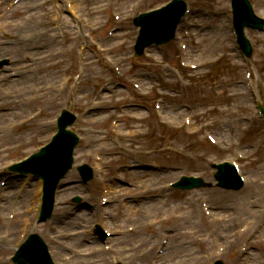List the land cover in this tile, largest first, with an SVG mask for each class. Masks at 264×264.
I'll use <instances>...</instances> for the list:
<instances>
[{
    "label": "rangeland",
    "instance_id": "obj_1",
    "mask_svg": "<svg viewBox=\"0 0 264 264\" xmlns=\"http://www.w3.org/2000/svg\"><path fill=\"white\" fill-rule=\"evenodd\" d=\"M64 1L73 2V9H67ZM64 1H20L8 18L13 22L9 30L14 42L6 41L0 28V57L12 56L21 64L25 61L22 57L28 55L31 61L17 75L9 76L13 66L7 69L8 74L0 73V182H6L0 184V264H10L15 243L26 229L39 232L48 241L57 264H113L117 258L128 264H209L220 247L225 248L220 258L226 264H237L240 245L248 234L231 242L232 236L240 235L237 231L232 234L233 228L246 227L251 220L250 238L258 227V237L264 240V213L255 209L264 203V122L245 88L246 68H251L264 100V32L252 31L256 56L245 67L232 52L228 1L189 0L190 25L182 29V33L189 31L184 39L186 54L192 62H204L198 71L182 70L178 54H184L179 42L154 47L146 57H133L137 33L133 17L165 0ZM252 1L262 15L264 0ZM115 12L121 21H113ZM56 27L63 29V36ZM31 34L35 36L27 38ZM59 36L64 38L63 47ZM58 49L64 54L56 55ZM109 60L120 66L123 76ZM134 79L142 81L147 90L159 87L163 91L157 117L147 110L156 95L152 92L140 98L131 86ZM63 81L65 91L59 85ZM178 89L184 93L179 94ZM93 100L96 108L85 111L94 106ZM64 104L80 114L76 129L83 140L77 162L94 163L95 153L104 158V177L114 187L108 213L103 217L95 214L100 192H93L94 183L79 184L78 173L72 171L51 221L37 223L35 216L31 224L30 217L38 209L37 183L32 177H10L7 166L49 140ZM42 110L41 115L30 118ZM184 115L193 117V126L183 125ZM112 119L117 128L111 127ZM202 124L208 128L201 129ZM206 131L219 139L218 145L209 143ZM151 156L156 161H151ZM234 159L248 180L240 191L165 188L183 174H199L214 181L211 163ZM134 165L139 168L132 171ZM146 185L143 194H126ZM76 194L92 204L85 211L87 220L78 216L77 206L64 205ZM120 198L133 203V209L118 204ZM202 202L213 210L211 224L202 212ZM115 211L117 216H111ZM98 219L119 237L109 251L98 249L91 235L92 223ZM231 245L233 249H229ZM247 245L264 253L261 241L251 240ZM258 258V264H264L260 257L253 259L256 262Z\"/></svg>",
    "mask_w": 264,
    "mask_h": 264
},
{
    "label": "water",
    "instance_id": "obj_2",
    "mask_svg": "<svg viewBox=\"0 0 264 264\" xmlns=\"http://www.w3.org/2000/svg\"><path fill=\"white\" fill-rule=\"evenodd\" d=\"M176 23L171 25L172 30L175 28ZM163 39V37L158 36L157 41H160ZM147 43H143L142 46H145ZM68 158L65 159L67 162ZM65 161H60L58 159H54L50 163L47 164V166L43 168H36V167H26L22 169L24 172H34L38 175L43 176L47 180L51 181V186L50 189L52 190L53 186L55 188V185L57 184L59 178L63 174V172L66 170V162ZM31 242L34 244L32 246V253L33 255H27L24 256V254H20L16 258L17 261L19 262H25V261H31L35 264H44L46 262V255L44 253V247L42 244L37 240L33 239Z\"/></svg>",
    "mask_w": 264,
    "mask_h": 264
},
{
    "label": "bare ground",
    "instance_id": "obj_3",
    "mask_svg": "<svg viewBox=\"0 0 264 264\" xmlns=\"http://www.w3.org/2000/svg\"><path fill=\"white\" fill-rule=\"evenodd\" d=\"M226 172H227V175H230V172H228V171H226ZM10 183H12V182H10ZM133 205H134L133 203H131V204L129 203V204H128V207H127L128 211H131V210L133 209ZM87 211H88V210H87ZM80 212H82V210H81ZM110 215H111V216H113V215L117 216V212L115 211V213H110ZM78 216H79V217H82L81 219L87 220L86 212H84V214H82V215L79 213ZM30 218H31V217H30ZM32 218H33V217H32ZM32 218H31L30 220H32ZM84 220H83V221H84ZM226 226H227V225H226ZM31 231H32V229L29 230V233H31ZM13 232H14V231H13ZM90 234H91V233H90ZM95 234H96V232L94 233V235H95ZM91 235H92V234H91Z\"/></svg>",
    "mask_w": 264,
    "mask_h": 264
}]
</instances>
